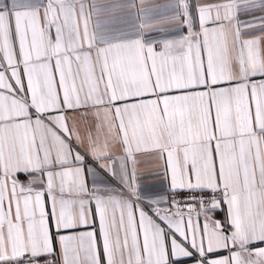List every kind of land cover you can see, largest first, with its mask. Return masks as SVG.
I'll return each instance as SVG.
<instances>
[{"label":"snow or ice","instance_id":"obj_1","mask_svg":"<svg viewBox=\"0 0 264 264\" xmlns=\"http://www.w3.org/2000/svg\"><path fill=\"white\" fill-rule=\"evenodd\" d=\"M0 264H264V0H0Z\"/></svg>","mask_w":264,"mask_h":264},{"label":"crops","instance_id":"obj_2","mask_svg":"<svg viewBox=\"0 0 264 264\" xmlns=\"http://www.w3.org/2000/svg\"><path fill=\"white\" fill-rule=\"evenodd\" d=\"M156 3H164L165 0H155Z\"/></svg>","mask_w":264,"mask_h":264}]
</instances>
